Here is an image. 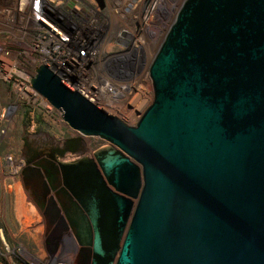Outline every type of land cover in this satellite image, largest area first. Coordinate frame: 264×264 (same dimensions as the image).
Returning <instances> with one entry per match:
<instances>
[{
    "label": "water",
    "instance_id": "95a60500",
    "mask_svg": "<svg viewBox=\"0 0 264 264\" xmlns=\"http://www.w3.org/2000/svg\"><path fill=\"white\" fill-rule=\"evenodd\" d=\"M129 65L153 89L134 126L36 69L68 127L108 144L20 169L57 197L49 237L74 233L75 264H264V0H156Z\"/></svg>",
    "mask_w": 264,
    "mask_h": 264
},
{
    "label": "built area",
    "instance_id": "2783aa9c",
    "mask_svg": "<svg viewBox=\"0 0 264 264\" xmlns=\"http://www.w3.org/2000/svg\"><path fill=\"white\" fill-rule=\"evenodd\" d=\"M155 1L0 0V83L15 95L0 118L26 111L36 114L35 125L68 127L63 112L32 87L36 69L45 65L96 107L134 126L153 98L148 70L157 50L148 70H137L129 62ZM145 98L149 102L142 107ZM125 112H132L133 119H123ZM36 226L41 230L34 232ZM29 227L8 232L0 228V264H75L70 231L51 239L44 219ZM22 234L33 238L34 246Z\"/></svg>",
    "mask_w": 264,
    "mask_h": 264
},
{
    "label": "rangeland",
    "instance_id": "374dc122",
    "mask_svg": "<svg viewBox=\"0 0 264 264\" xmlns=\"http://www.w3.org/2000/svg\"><path fill=\"white\" fill-rule=\"evenodd\" d=\"M179 7L176 8V12L178 10ZM176 15V14H175ZM173 22V21H172ZM171 22V23H172ZM170 23V24H171ZM169 24V26H170ZM168 26V28H169ZM143 105V104H142ZM35 113L30 114V112H19L18 116H19V125H18V135H19V151H18V157H19V169L22 168V164L23 160L21 158V144L22 142L25 140L26 136H30V135H34L36 134V136H38L39 138H43V137H47L50 139H58V138H69L70 136H74L75 134H78L77 132L73 131L72 129H70L69 127H65V125H61V124H57L54 122H51L50 124H33L32 121H34L35 119ZM22 116V117H21ZM36 123V122H35ZM86 138L84 139L86 144L93 147L96 145H99L98 143H106V141L102 140L99 137H95V136H85ZM98 141V142H97ZM18 182L20 183V193L22 195V200L24 205H27V200L29 202H33V200L30 198V196L28 195V193L24 190V188L21 186V182L18 179ZM7 189V191L9 192V194L11 195L10 198H8V202H7V206H2L0 207V228H3V230H5V232L10 231H19L21 229L24 230H28L30 229L29 226L33 225V222L38 223V221H40L42 218V215L39 211V208L37 206L36 210H33V212L37 215V219L35 218H31L30 216H27L28 218L23 221L21 219L22 218L21 215L16 214V205L19 201V195L17 194L18 189L16 188L17 186H11V187H6L5 185L3 186ZM28 208L31 207L29 206ZM25 214V213H24ZM36 220V221H35ZM23 221V222H22ZM41 228V227H40ZM39 228V229H40ZM36 230L40 231V230ZM37 234L35 236V240H36ZM21 238L23 239L24 242H27L28 244H30V246H34V241L33 238H30V236H27V234H22ZM37 241V240H36Z\"/></svg>",
    "mask_w": 264,
    "mask_h": 264
},
{
    "label": "flooded vegetation",
    "instance_id": "af4514ba",
    "mask_svg": "<svg viewBox=\"0 0 264 264\" xmlns=\"http://www.w3.org/2000/svg\"><path fill=\"white\" fill-rule=\"evenodd\" d=\"M47 137L39 138L36 134L28 137L26 136L20 148L24 166L31 165L40 159H44L43 161L46 163H57V160L70 161L80 158L81 156H88L89 158L94 159L93 153L97 149L104 148L108 145L106 142L98 143L99 145L91 147L86 144L84 140L86 137L79 133L74 136H70L69 138L50 139ZM67 192L69 193V191ZM28 195L38 207H44L48 202L49 196L53 197L57 201V197L52 191H50V193L45 197L34 191L28 192ZM69 195L78 205H80L71 193H69ZM67 231L71 232L75 241L76 260L81 247L78 244L74 233L70 229Z\"/></svg>",
    "mask_w": 264,
    "mask_h": 264
},
{
    "label": "crops",
    "instance_id": "0c3cea01",
    "mask_svg": "<svg viewBox=\"0 0 264 264\" xmlns=\"http://www.w3.org/2000/svg\"><path fill=\"white\" fill-rule=\"evenodd\" d=\"M15 102V95L8 86L0 83V112L4 107ZM19 116L11 112L6 119L0 118V207L7 206L11 197L5 187L14 186L19 169ZM23 165V163H21ZM18 178V179H17Z\"/></svg>",
    "mask_w": 264,
    "mask_h": 264
},
{
    "label": "bare ground",
    "instance_id": "6f19581e",
    "mask_svg": "<svg viewBox=\"0 0 264 264\" xmlns=\"http://www.w3.org/2000/svg\"><path fill=\"white\" fill-rule=\"evenodd\" d=\"M140 97V94H137L136 95V99H138ZM148 102H149V100H148V98H145V102L143 103V105H142V107H144L145 106V104L147 105L148 104ZM121 116L123 117V119H125V120H132L133 119V114H132V112H125V114H121ZM18 179V178H17ZM17 187V189H18V191H17V194L19 195V201H18V203H17V205H16V208H15V210H16V214L18 215V217H19V215H21L22 216V218H24V219H21V220H23V221H25L28 217L27 216H30L31 218H35V219H37L38 217H37V215L33 212V210L34 209H32L31 208V210H30V208H28L29 207V205L27 206V205H24V203H23V200H22V195H21V191H20V183L17 181V183L15 184ZM25 213V214H24ZM22 221V222H23ZM36 221V220H35ZM40 228V226H36V227H34V232L36 231V230H38ZM41 229V228H40ZM39 229V230H40ZM24 229H21V230H19V231H23ZM25 231V230H24Z\"/></svg>",
    "mask_w": 264,
    "mask_h": 264
}]
</instances>
